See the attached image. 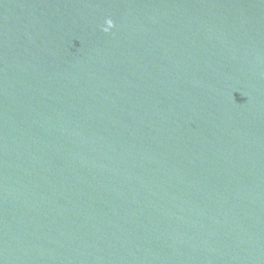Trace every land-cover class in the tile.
Masks as SVG:
<instances>
[{
  "label": "water",
  "instance_id": "1",
  "mask_svg": "<svg viewBox=\"0 0 264 264\" xmlns=\"http://www.w3.org/2000/svg\"><path fill=\"white\" fill-rule=\"evenodd\" d=\"M0 264H264V0H0Z\"/></svg>",
  "mask_w": 264,
  "mask_h": 264
},
{
  "label": "clouds",
  "instance_id": "2",
  "mask_svg": "<svg viewBox=\"0 0 264 264\" xmlns=\"http://www.w3.org/2000/svg\"><path fill=\"white\" fill-rule=\"evenodd\" d=\"M107 27H105L104 29H103V31H105V32H108L111 28H113L114 27V22H113V20L112 19H107Z\"/></svg>",
  "mask_w": 264,
  "mask_h": 264
}]
</instances>
